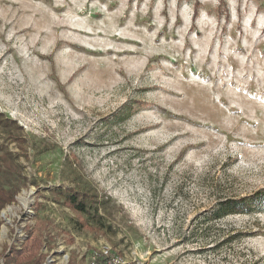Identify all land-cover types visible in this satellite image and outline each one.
<instances>
[{"label":"rangeland","instance_id":"rangeland-1","mask_svg":"<svg viewBox=\"0 0 264 264\" xmlns=\"http://www.w3.org/2000/svg\"><path fill=\"white\" fill-rule=\"evenodd\" d=\"M0 186V264H264V0H0Z\"/></svg>","mask_w":264,"mask_h":264},{"label":"trees","instance_id":"trees-1","mask_svg":"<svg viewBox=\"0 0 264 264\" xmlns=\"http://www.w3.org/2000/svg\"><path fill=\"white\" fill-rule=\"evenodd\" d=\"M17 193L9 191L0 186V213L7 206L16 201ZM79 193H74L66 198V204L78 214H87L88 208L84 200L80 199ZM264 207V191L256 192L251 198L242 199L241 201H226L222 204L221 209L215 213L217 217L228 216L232 213H249L254 208ZM2 222L0 220V231ZM44 242L42 238L36 237L33 232L29 233L22 247H11L6 255V264H44L46 256L42 254ZM69 264H76L71 262Z\"/></svg>","mask_w":264,"mask_h":264},{"label":"built area","instance_id":"built-area-1","mask_svg":"<svg viewBox=\"0 0 264 264\" xmlns=\"http://www.w3.org/2000/svg\"><path fill=\"white\" fill-rule=\"evenodd\" d=\"M138 259L130 261L124 256L115 253L111 247L105 246L99 250L93 251L90 258V264H138Z\"/></svg>","mask_w":264,"mask_h":264}]
</instances>
